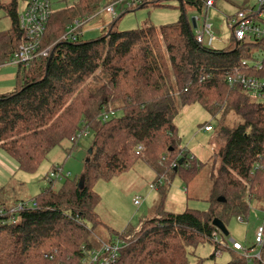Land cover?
<instances>
[{"label": "trees", "instance_id": "16d2710c", "mask_svg": "<svg viewBox=\"0 0 264 264\" xmlns=\"http://www.w3.org/2000/svg\"><path fill=\"white\" fill-rule=\"evenodd\" d=\"M164 1L180 5L178 22L121 32V16L112 19L99 39L85 41L80 28L76 41L61 40L76 21L88 22L101 8L100 0H73L49 21L43 47H51L50 57L18 67L14 89L0 94V149L21 171L35 173L66 141L75 148L72 139L84 128L93 136L83 187L79 180L66 179L56 191L52 181L32 201L35 208L14 214L15 223L13 215L0 214V264H80L85 250L100 247L95 236L100 228L110 234L105 243H125L117 264H189L188 249L205 244L214 246L210 258L216 259L230 249L216 241L225 237L213 226L214 219L226 227L232 218L245 220L252 201L264 212V104L242 89L229 88L227 76L234 69L228 63L234 53L196 42L185 10L191 5L201 12L199 0H135L126 13ZM0 10L11 23L0 33L3 67L25 38L18 0L1 3ZM196 104L219 117L224 137L209 213L160 209L157 217L138 226L121 232L110 228L97 211L99 182L123 177L140 165L159 175L179 174L186 186L202 172L197 158L181 148L176 125L181 107ZM110 111L115 117L103 122L102 115ZM230 115L240 120L235 127L226 124ZM2 206L9 204L0 200ZM232 250L227 264H248ZM257 252L260 258L252 264H264V245Z\"/></svg>", "mask_w": 264, "mask_h": 264}, {"label": "rangeland", "instance_id": "374dc122", "mask_svg": "<svg viewBox=\"0 0 264 264\" xmlns=\"http://www.w3.org/2000/svg\"><path fill=\"white\" fill-rule=\"evenodd\" d=\"M9 2L10 0H0V4ZM134 2L135 0H100L99 13L105 7L113 5L117 13L116 17L122 16L119 23L121 32L149 27L160 28L174 24L179 21L183 13L177 2L170 1H164L163 5L159 7L147 6L126 13L129 6ZM72 4L73 0H53L55 11ZM255 5L254 0H217L215 8L210 11L209 21L212 24V36L206 37L204 47L215 52L234 53V58L231 57L228 63L230 68L240 66L245 59L262 54L260 49L253 46L237 45L230 28V19L234 18L240 11ZM24 8L23 0H18V12H23ZM185 12L191 24L193 19L201 16L197 8L191 5H186ZM99 13L88 22L82 23L85 41L99 39L106 31L97 28L96 24L101 16ZM201 25L202 23L199 24L200 27ZM10 27L9 18L5 16L4 11L0 10V33L8 31ZM194 31H196L195 28ZM211 37L214 38L213 41H211ZM236 51L241 52L242 56ZM3 67L5 68L4 72H10L14 75L18 71V67L12 64ZM15 83V80L9 79L8 82L2 84L14 86ZM233 116L228 117L226 123L228 126L235 127V124L240 122L239 119L235 120L236 118ZM112 118L114 117L110 119ZM218 120L219 117L212 116L210 112L198 104L181 107L180 114L176 118L181 148L197 158L198 162L203 165L202 172L193 183L186 186L179 174L173 177L171 171H164L163 174L159 175L151 167L140 165L138 170H134L123 177L109 182H99L96 190L101 195L102 202L97 211L103 221L110 228L121 232L127 226L135 227L143 221L157 217L161 212L160 209L170 213H183L188 209L209 213L215 177L222 166L220 151L224 145V137L219 133ZM209 125L214 128L211 133L204 130ZM78 135L72 139V141H77L75 148L73 142H64L61 147L55 148L49 154L35 173L21 171L17 162L0 149V200L7 201L9 207H12L21 201H33L35 197L51 186L52 181H54L53 189L56 191L62 188L66 179L84 181L86 165L91 161L90 150L92 149L93 136L87 128L82 129ZM58 169L63 170L58 179L47 177ZM160 179L164 185L158 190H152L151 184ZM164 191H166L165 197ZM135 198H140V206L134 204ZM251 205L247 219L232 218L229 221L227 225L229 237L225 239L220 236L216 237L218 243L230 249L229 252L225 251L216 259H211L210 257L215 250L213 245L205 244L195 249L189 248V264L229 263L233 259L231 253L233 241L241 244L246 250L256 246V232L259 228L264 229V212L257 207L256 201H252ZM95 236L97 237L96 241H101V243L109 242L110 239V234L104 228L98 229ZM257 249L255 247L250 256L254 255Z\"/></svg>", "mask_w": 264, "mask_h": 264}, {"label": "built area", "instance_id": "2783aa9c", "mask_svg": "<svg viewBox=\"0 0 264 264\" xmlns=\"http://www.w3.org/2000/svg\"><path fill=\"white\" fill-rule=\"evenodd\" d=\"M256 5L240 11L234 18L230 19V28L233 38L239 44H246L245 46H253L261 50V55L245 59L240 66L233 68L227 76V83L230 89H242L251 100L264 104V0H254ZM25 4L24 11L19 14V27L22 31L25 41L19 50L15 52L10 60V64L21 68H27L36 61H45L50 57L51 47L44 48L43 41L46 36L49 21L55 12L53 8V0H23ZM202 3L203 9L200 12L201 16L195 18L196 29L194 31L195 40L201 46H204L207 36L211 35L212 24L209 21L210 11L215 8L216 0H199ZM105 11L114 16V6H108ZM202 23L201 27L199 24ZM83 24L76 21L63 37V40L76 41L81 33H77ZM214 38L211 37V41ZM115 113L110 111L104 113L102 116L103 122H107L111 117H115ZM206 132H212V126H206ZM79 137V135H78ZM139 151H143L140 147ZM175 167V166H174ZM60 172L52 173L50 179H58ZM63 174V173H62ZM164 185L162 179L156 183L151 184L152 190H158ZM134 204L140 206V198L134 199ZM35 202L21 201L14 206L0 208V214H11L12 223L17 221V214L25 208H35ZM125 243L116 240L113 243L102 242L98 249L85 250L84 257L80 264H117L120 250ZM255 245L258 250L264 245V229L259 228L255 236ZM232 248L240 252L246 259L248 264L253 262V259H259L260 253L257 252L251 255L253 249L246 250L236 241L232 242Z\"/></svg>", "mask_w": 264, "mask_h": 264}, {"label": "crops", "instance_id": "0c3cea01", "mask_svg": "<svg viewBox=\"0 0 264 264\" xmlns=\"http://www.w3.org/2000/svg\"><path fill=\"white\" fill-rule=\"evenodd\" d=\"M216 2H217V0H216ZM216 2H215V6H216ZM104 10H105V8L103 9V11L101 13H99V16L101 15L100 16V20L97 21V24L96 25H97V28H102L103 30H106L107 26L111 23L112 19L116 17V14L117 13L114 10L115 11V14L113 16L111 14H108ZM83 36H84V33H83ZM4 70H5L4 67H0V94H3V93H7V92L12 91L14 89L15 85H16V83H15L14 86H9V85L6 86V85H3L2 83L8 82L9 79L10 80H15V82L17 80V73L14 75L13 73H10V72H4Z\"/></svg>", "mask_w": 264, "mask_h": 264}, {"label": "water", "instance_id": "95a60500", "mask_svg": "<svg viewBox=\"0 0 264 264\" xmlns=\"http://www.w3.org/2000/svg\"><path fill=\"white\" fill-rule=\"evenodd\" d=\"M193 27L196 26V21L193 19L192 21ZM90 154H92V149L90 150ZM84 181L80 182V187H83ZM213 226L226 238L229 237L230 233L226 227V225L219 219L213 220Z\"/></svg>", "mask_w": 264, "mask_h": 264}]
</instances>
